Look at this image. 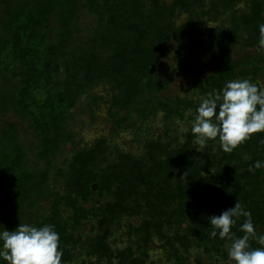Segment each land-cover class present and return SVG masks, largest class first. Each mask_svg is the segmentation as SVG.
Segmentation results:
<instances>
[{
	"label": "rangeland",
	"instance_id": "obj_1",
	"mask_svg": "<svg viewBox=\"0 0 264 264\" xmlns=\"http://www.w3.org/2000/svg\"><path fill=\"white\" fill-rule=\"evenodd\" d=\"M163 1L170 4L174 0ZM185 1L188 8L177 11L173 21L175 27L189 25L183 34L186 47L170 37L162 43L153 63L146 67L147 77L172 79L159 94L174 106L172 113L141 117L120 104L113 106V98L120 90L113 82L103 81L82 94L71 111L67 130L72 138L60 145L57 154L59 166L66 170L75 149L91 148L98 140L105 139L101 148L103 152L98 155L104 168L102 174L110 178L116 171L123 172L126 178L124 185L131 186L137 193L132 199H126L131 209L121 216H107L108 205L117 201L118 191L114 189L117 182L105 186L101 194H91L81 205L82 209L76 212L70 209L63 214V249L68 251V255L62 256L61 264H233L227 253L230 242L218 236L210 237L212 229L208 218L234 207L236 202L251 211L257 233L264 234V219L261 218L264 214V169L253 167L255 161L264 162V144L261 143L264 132L252 134L251 139L231 152L223 151L219 143L212 140L201 148L194 145L192 121L201 98L211 90L192 89L184 71L190 64L198 66L200 62L209 60L202 45L210 38L208 30L217 36L218 29L230 28L233 26V10L251 14L254 0H236L232 9L221 14L215 7L218 11L224 10L221 5L227 1ZM256 1L262 6L261 18L247 34L237 29L235 41L245 43V48L238 51L228 47L234 74L224 80L221 88L226 81L239 79L264 85V48L258 46L259 24L264 23V0ZM76 24L73 43L68 47L72 56L94 37L97 27L95 17L84 13ZM249 61H252V67L246 65ZM242 68H245L243 72ZM203 71L206 75L213 69ZM112 112L115 116L111 115ZM5 119L17 120L12 112H8ZM24 128L25 124L22 125L20 141L28 148L27 158L34 165L35 149L40 140L32 130ZM148 147L162 162H170L173 169L172 179L165 174L164 168L158 170L151 178V191L146 185L133 181L132 164L123 157L148 159L151 151ZM172 157L175 159L173 163ZM190 168L196 173V178H189ZM55 188L62 193L64 181L60 179ZM177 192L183 193L179 199L177 196L173 198ZM51 194L39 196L31 207L18 214L12 227L6 222L5 228L12 231L20 223L38 227L40 219L49 215ZM243 219L232 228L238 237L243 235L239 231ZM250 244L253 249L261 247L254 240ZM93 249L98 250L96 254H91Z\"/></svg>",
	"mask_w": 264,
	"mask_h": 264
},
{
	"label": "trees",
	"instance_id": "obj_2",
	"mask_svg": "<svg viewBox=\"0 0 264 264\" xmlns=\"http://www.w3.org/2000/svg\"><path fill=\"white\" fill-rule=\"evenodd\" d=\"M223 1H227L221 5L224 10L215 7L218 14L232 9L236 0ZM186 4L185 0L170 4L163 0H0V229H6V222L12 227L19 213L31 207L39 196L52 193L49 215L40 219L38 227L55 226L59 250L66 257L61 217L68 210L82 209L91 194H101L105 186L114 182L118 183L114 188L118 191L117 201L108 205L107 216H121L131 209L125 201L137 192L124 185V173L113 172L110 178L102 174L104 168L98 155L103 152L105 139L91 148L75 149L66 170L59 166L57 154L61 143L72 138L67 123L73 107L99 81L113 82L120 90L113 98V106L120 104L141 117L174 111L169 100L159 97L172 79L147 77L146 67L170 37L186 47L183 34L189 25L175 27L173 21L177 11L188 8ZM83 13L95 17V35L72 56L68 47L73 43L76 21ZM261 13V4L254 0L251 14L233 10L230 28L218 29L217 36L208 30L210 38L202 45L209 60L198 66L190 64L184 70L192 89H220L224 80L234 74L228 47L238 51L245 48V43L235 41L237 29L249 33ZM246 65L252 67V61ZM203 69L213 71L205 75ZM8 112L17 120L5 119ZM24 124V129L32 130L40 140L34 165L27 158L28 148L20 141ZM148 150L151 151L145 160L123 157L132 164L133 181L151 191V178L157 171L164 168L172 179L173 169L170 162H162L151 148ZM189 172L190 179L196 178L192 168ZM60 179L65 185L62 193L55 188ZM182 194L177 192L173 198L179 199ZM97 251L93 249L91 254Z\"/></svg>",
	"mask_w": 264,
	"mask_h": 264
},
{
	"label": "clouds",
	"instance_id": "obj_3",
	"mask_svg": "<svg viewBox=\"0 0 264 264\" xmlns=\"http://www.w3.org/2000/svg\"><path fill=\"white\" fill-rule=\"evenodd\" d=\"M209 26H214L210 25ZM258 46L264 48V23L259 24ZM264 132V85L249 79L230 80L220 89H212L201 98L192 121L194 145L203 147L207 141H217L225 152L233 151L252 134ZM264 144V141L261 142ZM256 170L264 162L255 161ZM252 171V168L249 169ZM237 236L232 228L241 219ZM210 237L229 241L228 259L233 264H264V234H258L252 213L240 202L209 218ZM261 247L253 249L250 241ZM59 233L55 226L41 227L20 223L14 230L0 229V261L6 264H61Z\"/></svg>",
	"mask_w": 264,
	"mask_h": 264
}]
</instances>
